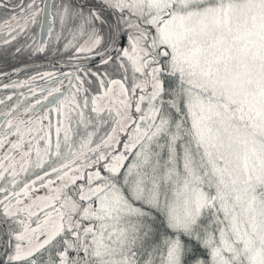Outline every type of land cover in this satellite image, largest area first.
Wrapping results in <instances>:
<instances>
[{"label":"snow or ice","instance_id":"6c2138e0","mask_svg":"<svg viewBox=\"0 0 264 264\" xmlns=\"http://www.w3.org/2000/svg\"><path fill=\"white\" fill-rule=\"evenodd\" d=\"M0 264H264V0H0Z\"/></svg>","mask_w":264,"mask_h":264}]
</instances>
